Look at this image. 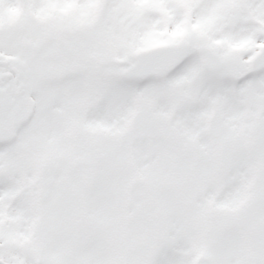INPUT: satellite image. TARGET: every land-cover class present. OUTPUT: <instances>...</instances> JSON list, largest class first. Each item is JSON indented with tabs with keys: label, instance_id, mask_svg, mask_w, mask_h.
Wrapping results in <instances>:
<instances>
[{
	"label": "snow or ice",
	"instance_id": "6c2138e0",
	"mask_svg": "<svg viewBox=\"0 0 264 264\" xmlns=\"http://www.w3.org/2000/svg\"><path fill=\"white\" fill-rule=\"evenodd\" d=\"M0 264H264V0H0Z\"/></svg>",
	"mask_w": 264,
	"mask_h": 264
}]
</instances>
